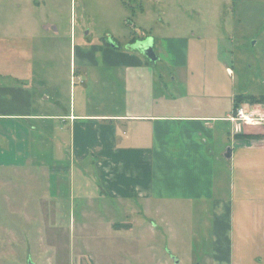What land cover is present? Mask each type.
Wrapping results in <instances>:
<instances>
[{
	"label": "crops",
	"instance_id": "obj_1",
	"mask_svg": "<svg viewBox=\"0 0 264 264\" xmlns=\"http://www.w3.org/2000/svg\"><path fill=\"white\" fill-rule=\"evenodd\" d=\"M139 1L145 19L160 2ZM237 1L249 0L191 9L194 26L170 11L158 42L141 22L160 45L155 61L138 47L123 50L114 35L103 43L73 28L63 35L34 15L40 6L17 21L1 16L0 165L13 169L23 157L44 172L64 166L72 183H95L113 204L134 201L144 215L189 204L200 232L210 215L212 239L208 250L200 242V264H264V101H237L264 91L238 86L237 41L222 19ZM201 43L210 48H196ZM257 79L264 82L262 69Z\"/></svg>",
	"mask_w": 264,
	"mask_h": 264
},
{
	"label": "rangeland",
	"instance_id": "obj_2",
	"mask_svg": "<svg viewBox=\"0 0 264 264\" xmlns=\"http://www.w3.org/2000/svg\"><path fill=\"white\" fill-rule=\"evenodd\" d=\"M125 1L133 9L119 0H0V17L5 20L10 12L9 18L17 21L27 9L40 6L34 15L45 19L43 25L56 26L68 37L73 28L77 37L102 43L114 35L125 50L137 47L127 43L129 36L133 42L146 41L141 22L158 42L159 33H167L161 23L168 21L170 11H175V20H190L194 26L198 15L191 9L200 11L210 0H160L153 3L149 19L141 16L139 0ZM142 1L145 7L152 5ZM234 5L235 13L224 12L222 19L224 29L232 31L237 41L233 47L239 89L264 91V82L257 79L262 69L264 80V1ZM178 8L189 12L180 13ZM49 36L55 34L49 31ZM159 46L155 43L154 51ZM205 46L210 48L205 43L196 48ZM23 161L20 157V165L13 169L0 165V264H200L204 252L200 242L205 241L203 249L209 248L210 215L203 214L205 227L200 232V214L189 204H165L169 208H161L163 213L144 215L141 204L134 201L126 206L113 204L99 194L95 183L78 178L72 183L64 166L44 172L37 164L23 165ZM55 176L61 180L55 181Z\"/></svg>",
	"mask_w": 264,
	"mask_h": 264
},
{
	"label": "water",
	"instance_id": "obj_3",
	"mask_svg": "<svg viewBox=\"0 0 264 264\" xmlns=\"http://www.w3.org/2000/svg\"><path fill=\"white\" fill-rule=\"evenodd\" d=\"M140 51L145 54L150 60L155 61L156 60V53L154 51V43L153 38H147L146 41H142L137 46ZM180 261L177 260V263Z\"/></svg>",
	"mask_w": 264,
	"mask_h": 264
},
{
	"label": "trees",
	"instance_id": "obj_4",
	"mask_svg": "<svg viewBox=\"0 0 264 264\" xmlns=\"http://www.w3.org/2000/svg\"><path fill=\"white\" fill-rule=\"evenodd\" d=\"M250 101V102H263L264 101V96H254V95H249V96H238L237 101Z\"/></svg>",
	"mask_w": 264,
	"mask_h": 264
},
{
	"label": "built area",
	"instance_id": "obj_5",
	"mask_svg": "<svg viewBox=\"0 0 264 264\" xmlns=\"http://www.w3.org/2000/svg\"><path fill=\"white\" fill-rule=\"evenodd\" d=\"M237 115H238L240 118L245 117L244 114H243L242 109H239V110H238Z\"/></svg>",
	"mask_w": 264,
	"mask_h": 264
},
{
	"label": "flooded vegetation",
	"instance_id": "obj_6",
	"mask_svg": "<svg viewBox=\"0 0 264 264\" xmlns=\"http://www.w3.org/2000/svg\"><path fill=\"white\" fill-rule=\"evenodd\" d=\"M137 43V42H136Z\"/></svg>",
	"mask_w": 264,
	"mask_h": 264
}]
</instances>
